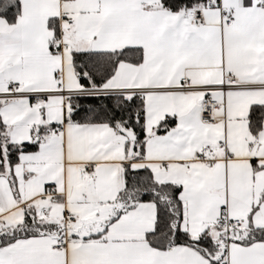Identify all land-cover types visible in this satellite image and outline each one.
Masks as SVG:
<instances>
[{"label":"snow or ice","instance_id":"1","mask_svg":"<svg viewBox=\"0 0 264 264\" xmlns=\"http://www.w3.org/2000/svg\"><path fill=\"white\" fill-rule=\"evenodd\" d=\"M0 264H264V0H0Z\"/></svg>","mask_w":264,"mask_h":264}]
</instances>
